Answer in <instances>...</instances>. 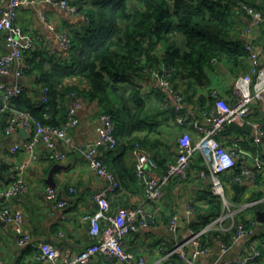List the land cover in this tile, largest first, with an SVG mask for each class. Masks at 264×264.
Instances as JSON below:
<instances>
[{
	"label": "built area",
	"instance_id": "2783aa9c",
	"mask_svg": "<svg viewBox=\"0 0 264 264\" xmlns=\"http://www.w3.org/2000/svg\"><path fill=\"white\" fill-rule=\"evenodd\" d=\"M47 2L69 13L79 14L78 8L67 0H47ZM25 3V0H2L0 33L4 35L6 52L0 54V76L9 74L15 66L16 77H22L25 69V54L36 47L35 41H21L22 29L16 23L18 10ZM238 9L248 15L244 35L247 38L245 46L249 51V72L237 76L232 88L231 101L224 99L214 90L208 96L212 103L208 102L199 109L190 107L186 102L184 91L173 83V74L167 69L165 63H161L158 68L146 70V75L138 79V84H142L145 91L162 95L164 108L170 113V117L172 116L171 123L185 130L176 139L175 161L169 164L166 172L157 176L153 172L158 166L151 153L141 144L135 145L132 151L136 163L135 173L143 184L145 203L134 209L120 208L112 212L108 202L109 195L118 192L121 188L117 175L108 168L105 157L101 156L97 149L98 146H104L108 151H113L119 145L116 123L109 115L105 113L100 115L101 125L97 129V144L78 145L73 140L72 129L79 123L77 113L82 106V101L75 93H72L70 97L67 122L60 127L44 125L26 112L15 111L11 114L7 121L6 133L23 129L28 131L29 136L21 145L12 148L13 154L21 152L26 155V158L19 166L12 169L10 178L13 181L1 193L0 222L14 227L20 247L32 246L37 249L40 264H93L99 258L107 263L117 261L123 264H145L132 253L125 251L124 240L129 234L156 224L154 213L146 207L149 204L157 205L163 200L165 188L171 181L183 182L192 177L203 181L209 178L213 194L218 196L224 204H228V200L225 184L220 176L232 172L238 163L241 172L233 176V182L242 183L244 179H247L249 183L256 184L257 177L264 172V158L259 151L254 153L243 147L242 138L228 139L232 141L231 148H227L220 140L226 129L233 126L251 131V147L259 148L264 141V124L261 121V117L264 116V60L252 42L253 30L264 25V6L262 9H257L249 3L239 2ZM42 18L44 19L45 16ZM86 21L88 22V18ZM49 27L55 30L53 25ZM56 33L59 48L51 51V55L54 57L68 55L72 50L69 34L61 30ZM23 92L22 84L0 83V115L6 113L10 109L11 100ZM49 94L48 88L40 90L41 103L48 102ZM57 141H62L70 152L82 155L90 171L106 181L105 187L93 197L98 209L83 217L84 221L89 223L90 235L95 241L86 249L70 256H62L49 243L34 246L31 236L24 230L22 213L11 210L7 206L10 199L25 191L24 173L37 163L38 146L44 144L51 157L57 161L65 159L66 153L59 149ZM198 155L202 158L206 169L194 173L191 165ZM45 197L54 203L57 209H65L68 206V202L60 199L57 190L52 186L46 187ZM258 203L260 201H255L247 207ZM179 222V216L172 215L168 229L177 233ZM256 226V220L251 221L250 227L243 222L238 223L232 242L256 236ZM202 234L204 231L194 233L190 238L189 242L193 245V252L190 255L183 251L184 245L175 246L173 252L179 254L181 264H197L199 257L208 253L209 248L202 244ZM261 255V251L256 246H252L240 259L224 264H250L257 261Z\"/></svg>",
	"mask_w": 264,
	"mask_h": 264
},
{
	"label": "crops",
	"instance_id": "0c3cea01",
	"mask_svg": "<svg viewBox=\"0 0 264 264\" xmlns=\"http://www.w3.org/2000/svg\"><path fill=\"white\" fill-rule=\"evenodd\" d=\"M25 1L26 3L19 8L16 18V23L22 29L21 41H35V49L45 50L50 55L51 51L59 48L56 31L61 30L72 35L75 31H81V28L89 22V19L88 22L86 21V16L80 13L78 15L69 13L63 8L53 6L47 0ZM67 1L75 6V4L83 3L84 0ZM259 5L263 7L264 1ZM1 6L2 0H0V9ZM238 13L235 12L236 15ZM42 15L45 16L44 19ZM238 21L237 29L240 31L243 41L246 42L247 38L244 35V30L248 18L240 14ZM49 25H53L55 30H52ZM252 42L264 60V25L253 30ZM4 52H6L4 35L0 33V54ZM67 59H69V56ZM214 63L208 71L211 81L208 87L197 86L194 89L187 90L186 86L179 83V87L184 91L186 102L190 107L199 109L208 102L212 103L208 96L214 90L224 99L231 101L233 99L232 88L237 76L249 72L248 60L245 67H234L225 60L214 61ZM72 82L68 81L66 85ZM0 83L22 84L34 97V100L40 98V88L35 81L31 77H16L15 66L9 74L0 76ZM146 92L151 96L154 94L153 92ZM153 97L155 98V96ZM81 101L82 106L77 113L79 123L72 129L73 140L78 145L97 144V129L101 125L100 115L105 112L104 107L98 100L84 98ZM156 108L158 110L156 120L160 128L152 136L156 140L154 152L148 151L156 162L161 163L159 165L162 167V163L167 166L175 161L177 154L176 139L182 134V129L171 123L170 113L164 108V103H158ZM9 118L6 119V117L0 116V200L1 193L6 189V183L12 174L11 170L19 166L26 158V155L21 154V152L13 154L12 148L21 145L29 136L28 131L23 129L6 133V127L4 128V126ZM261 119H264V116ZM249 132L251 131L249 130ZM231 138H242L241 145L245 147L243 136L229 134L227 130L220 137V140L227 148H231L232 141L228 140ZM56 143L59 149L66 153L65 159L57 161L51 157L48 148L44 144L38 146L39 159L37 163L29 167L24 173L25 191L10 199L7 206L11 210L22 213L24 230L31 236L34 246L49 243L62 256H70L81 252L95 241L90 235L89 223L84 221L83 217L86 214L94 213L98 209L93 197L105 187L106 181L90 171L87 161L82 155L70 152L62 141ZM260 148L264 153V141ZM97 149L98 153L105 159L108 157L109 159L116 158L121 155L122 151L120 146L118 153L108 156L109 151L107 149H103L101 146H98ZM127 157V161L133 170L135 163L133 154L129 152ZM159 165L157 163L158 168L153 172L156 176L160 175L162 171ZM55 167L58 168L54 170ZM197 171L193 170L192 172L196 173ZM50 179H52L54 185L48 183ZM138 181L139 188L130 186L109 195L108 202L112 212H116L120 208L134 209L145 203L143 184L139 179ZM226 183V197L228 200L233 190L228 182ZM48 186L54 187L59 198L68 202L65 209L55 208L54 203L46 199L45 189ZM211 186L212 183L209 178L203 181L196 177L183 182L171 181L165 188L163 200L157 205L152 206L149 204L146 207L154 213L156 224L126 236L124 240L125 251L132 253L140 262L144 261L145 264H181L179 254L173 252L175 246L184 245L183 251L190 255L193 252V245L189 240L194 233L202 231H204L201 239L202 244L204 247H208L209 251L199 257L197 264H224L240 259L248 253L252 246L257 248L261 246L264 249V233L261 235V232H259L260 230L264 232V224L258 222L256 211L250 209L253 205L247 207L251 203L242 206L238 210H233V213H237V218H231L229 226L226 223L228 217L226 218L225 209L220 217L210 223L208 222L210 209L206 194L212 192ZM71 189H73V192H71ZM261 190L264 191L257 184L249 183L248 191L250 193ZM258 201L261 203L264 198ZM222 203L227 210L229 209L227 206H231L229 200L228 204H224L223 201ZM175 214L180 219L177 233H173L168 229L169 221L172 215ZM253 216L257 222L256 236L247 237L235 243L232 242L238 223L253 219ZM202 224L206 225L201 226ZM198 227H201V229L197 230ZM0 237L2 241L0 245V264H40L39 252L34 251V247L22 248L18 245V236L13 226L0 222ZM25 251L26 255H24ZM23 257L25 258L22 259ZM93 264L123 263L117 261L107 263L99 258ZM250 264H262V261Z\"/></svg>",
	"mask_w": 264,
	"mask_h": 264
},
{
	"label": "trees",
	"instance_id": "16d2710c",
	"mask_svg": "<svg viewBox=\"0 0 264 264\" xmlns=\"http://www.w3.org/2000/svg\"><path fill=\"white\" fill-rule=\"evenodd\" d=\"M263 1L84 0L75 6L89 22L81 31L69 34L72 50L68 55L54 57L38 49L28 50L25 54L23 76L31 77L40 90L49 89L48 102L43 104L40 98L34 100L24 88L20 96L11 100L10 109L0 116L8 119L15 111L26 112L44 125L60 127L67 120L72 93L82 100L88 98L100 101L104 113L116 123V136L119 140L118 147L109 151L108 156L118 153L120 146L122 148L118 157L106 158L108 168L120 180V190L130 186L139 188L136 163L132 170L127 155L132 153L136 144L154 152L156 140L152 136L160 128L156 120V107L158 103H163V97L159 93L152 96L148 94L138 84V79L146 75V70L158 68L161 63H165L173 74V83L177 87L180 83L190 90L210 85L208 71L215 64L214 61L225 60L234 67H245L249 51L237 24L240 14L247 18L248 15L238 9V3L245 2L262 9L259 3ZM235 12L239 13L236 15ZM68 81L73 82L66 85ZM261 121L264 124V119ZM181 129L182 132L185 130ZM226 130L229 134L243 136L245 148L254 153L259 151L264 158L260 147H251L247 128L241 130L232 126ZM168 167L162 163L161 174ZM205 169L198 155L192 161L191 170ZM240 172L238 163L231 173L220 176L225 187L226 182L232 187V195L228 197L232 210L264 198L262 190L252 193L248 191L247 179L242 183L233 182V176ZM12 181L9 178L7 187ZM256 184L264 189V172L257 177ZM206 199L210 209V223L220 217L226 208L213 192L206 194ZM250 209L264 210V201ZM253 220L254 216L242 222L250 227ZM196 229L200 230L201 227ZM259 232L261 235L264 233L262 230ZM29 249L37 252L36 248ZM258 249L262 255L255 262L262 261L264 264V249L261 246Z\"/></svg>",
	"mask_w": 264,
	"mask_h": 264
},
{
	"label": "water",
	"instance_id": "95a60500",
	"mask_svg": "<svg viewBox=\"0 0 264 264\" xmlns=\"http://www.w3.org/2000/svg\"><path fill=\"white\" fill-rule=\"evenodd\" d=\"M67 120L64 121V123H66ZM101 148H105L104 146H101ZM58 167H55L54 170H56ZM48 183L50 185H54L53 182H52V179H50V181H48ZM256 217H257V220L259 223H262L264 224V210H257L256 211Z\"/></svg>",
	"mask_w": 264,
	"mask_h": 264
},
{
	"label": "rangeland",
	"instance_id": "374dc122",
	"mask_svg": "<svg viewBox=\"0 0 264 264\" xmlns=\"http://www.w3.org/2000/svg\"><path fill=\"white\" fill-rule=\"evenodd\" d=\"M222 180V179H221ZM223 182H224V180H222ZM230 205V204H229ZM227 207H229V209L227 210L226 209V211H225V214H226V218L228 217V219L226 220L227 222V224H228V226L231 224V218H237V216H236V214L237 213H233V210H231V206H227Z\"/></svg>",
	"mask_w": 264,
	"mask_h": 264
}]
</instances>
